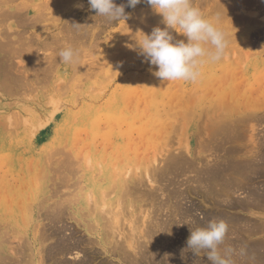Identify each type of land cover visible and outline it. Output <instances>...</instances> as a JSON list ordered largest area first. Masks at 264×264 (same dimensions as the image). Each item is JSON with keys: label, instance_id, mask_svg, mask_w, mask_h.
Segmentation results:
<instances>
[{"label": "rangeland", "instance_id": "rangeland-1", "mask_svg": "<svg viewBox=\"0 0 264 264\" xmlns=\"http://www.w3.org/2000/svg\"><path fill=\"white\" fill-rule=\"evenodd\" d=\"M13 1H11V2H13ZM249 1H250V3H249ZM11 2L0 4V10L2 9V14H3L4 10H5V14L7 15L10 13L13 14V12L15 10L21 9V10H24L23 14H25L24 16L26 18L22 17L21 19L19 18V20H18V17L15 15H12V17H11V15L10 16L7 15L9 17V19L6 21L7 23H5V22L2 23V26L0 24V29H1L0 32L5 33V34L2 33L3 36L8 34V36L11 37V42L16 43V44L19 42L17 45H21V48H22V43H24L23 47L26 48L28 46L27 44H31V42H33V40L35 42H33L31 45H34V43H36L37 45L35 44L34 47L35 46L39 47V48H37L38 50L36 49L37 53H35V55H37L36 57H38L37 63L35 62L36 60H33V58H30L27 56L28 54L27 55L25 54L27 56L25 58V60L27 62L23 61V60L22 61L20 60V62H19L20 58H16L15 60L17 62L14 60L15 64H14V68L12 69V73H15L13 75L14 76L17 75V76H19V78L21 76L24 80H29L32 78L29 81L36 82V83L38 81L37 80L38 75L41 73H44L43 74L44 80H42V81H45V82H43L42 84L39 85L40 89L38 88L36 91H34V90L30 91V95L28 94L29 93V91H28L27 93H23L26 95L22 94L19 96H16V95L15 96H6L5 99L3 98L2 101L0 100V170L3 169L2 171H0V234H1L0 235V242H1L0 243V258L5 257L6 259L5 258L4 259L7 260L5 262H11L15 258L18 259V257H16L18 254L15 255V258L13 256H14V253H17L18 249H20L19 246L23 244V246H26L28 248L30 247V249H32L31 250L32 252H30V249H29L28 253L33 254L34 263L35 264L39 263V261L41 260L40 253L41 252L43 253V251L40 252V250H42V249L44 250L45 247H47L50 243H52V241L48 240L45 243V246H43L44 243L42 244L40 238H38V236L40 234H43L42 232H45V231L48 232V230L50 229L51 224H50V221L47 218L46 214L50 213L53 210V207L58 202L62 203L65 201V199L67 200L68 198H72V200L74 202L77 201L76 204L74 205V209L75 210L79 209V211H81L83 213L84 211H82V208L80 207L81 206L80 200L82 198H84V195H85L87 190H86V186H85V183H84L82 177H84V175H86V174H89V175H93L94 177H96V179H100V182H102V180L105 179V177L106 178H112L116 174L117 171L123 172V170L125 169L124 165L126 163L120 162L119 161L120 159L117 155L114 156L113 159H111V160H114L113 161L114 165L116 164L115 165L116 166V168H115L116 172H115L114 167H112L114 170H112V168H110L109 163L111 160L108 159L107 154L110 155L113 151L117 150L118 152H120V151L122 152V150L126 151L128 148L127 154L134 156V158H135V156L138 157L137 154L141 153V154H139V157H138V158H140L141 162H143L144 160H146V162H148V161H150L149 158L152 159V157L155 156L156 158L161 160V161L158 160L157 161L158 163L163 162L160 164V166L165 164L167 161H169V159H171V157L173 158L175 156V154H176V156H178L179 154L180 155L185 154V156L184 155L183 156L186 157L191 163H194V165H193L194 167L200 168L201 166H206L205 169L207 167H209V169L214 168V167L216 169H218V167H220V164L222 165L221 161L226 160L227 136H229L231 138V144H229V150H231L233 152V159L235 158L236 141H238V139H240V137L243 133V127H244L245 122H246V121H243L244 116H247V118H248L247 124L245 126V130H246L245 139H247L248 144L250 146V149L254 148V150H258V146L261 143V138H263V136H264V134H263L264 133V123L262 124L259 121L260 115L264 113V66L262 63V62H264V8H263L264 7V0H260V1L259 0H257V1L256 0H253V1L252 0H242V1L241 0H192L193 6L197 7L201 11V14L203 15V17L205 19L211 20L213 23H216L217 26L219 28H221L227 34L228 47L226 49L225 55L223 56V58L220 61L209 62V64H212V67L214 68V70L220 71L219 74L223 71L229 72V79L228 80H230V81H235L236 79L239 80V82H236V85H238V83H239L238 92H237L239 94L238 103L231 106V109L236 108V112H237V108H239L238 109V111L240 112L239 113V119H236L235 111H232V113L234 112V114H231L232 116H227L225 114L224 119H225L226 123L228 124V127L225 129L224 134H221V133L219 134V131H215L214 128H212L211 130L207 129L208 124H211V122H212L211 125L213 127V123L214 122L218 123V121H219L218 120L219 118H217L219 116V113H218L219 110L217 111L218 114L217 113L213 114V110L215 111V110L219 109V108L215 109V107L218 106V103H217L218 99H215V101H213V103L210 104L211 99H213L212 97H215V95H216V93H215L216 91L214 92L213 89H211V87H213V86L208 82V79L205 78V76H207V78L209 76L208 72L206 71V66H208V67H210V66H209V64H206L207 62L201 65V73L202 74H201V77L199 78L198 81H196V82H191V81H179V82H177V81H175V83L177 84V85L175 84V86L179 87V89L177 87L175 88V86L173 85L174 81L173 82H166L165 81L166 82L165 83L164 81H160L161 79H159V78L157 79V77L155 75L153 76V73H150L151 68L154 69V71L158 70V69L156 68V66L150 65L149 62L145 61L144 56L139 54L140 50H139V47L137 46V40H138L137 38H139V39L142 38V37H140V35H143L142 32L150 35L154 28L160 27L161 29H163L166 27V25L163 24V22H162V20H163L162 15L154 13L152 8L148 4L143 2V0L140 4L136 5L135 8L127 6V0H122V1L121 0H116V1L114 0V3H116L117 6H120V5L125 6V13L127 14V17L124 19H121V20L114 21L113 24L111 23L109 25L105 22V19L102 16H100L101 19H99V16H97L95 10L90 9V5L88 4V0H16L13 3H11ZM62 2H64L65 6H69V8L71 7L70 12L65 11V12L59 13L60 9L58 7L59 6L58 3H62ZM19 5L22 7H18ZM77 5L79 8H80V6L82 8V10H81V8L80 9L78 8V14H77V19L78 18L80 19V21H79V19L77 20L78 21L77 23H79L78 29H77L78 30L77 34L82 30L80 32V34H78V35H81V37H82V40H81L82 43L80 42V46H77V48H76L77 49V51H76L77 56L76 57L78 58V56H80L81 53L82 54L78 58L79 60L77 58L75 59L76 60V61H74L75 64L74 63H73L74 65L72 64L73 67L71 66V63L70 64L62 63L60 61V59L58 61L53 60V62H52L51 59L53 58V56L58 55V53L60 52L61 49L64 48V46L74 44L73 41L71 42V40H70L72 38V34H70V35H69V33L66 34L67 31H65L66 29H64L63 27L67 28L68 24H65V23H67L68 18L66 20V17H68L74 10H77ZM34 6H37V7L34 8ZM6 10H8L9 12L8 11L6 12ZM40 10L43 11V13H45L46 18H44L42 21L41 20H35V23H34L35 26H33L34 25L33 24L34 19H37V17H38L37 15H39L37 13V11H40ZM57 12L59 13L60 16H59V18H54L52 13H57ZM92 14H93V16H92ZM78 15H80V16H78ZM87 17L90 20H88ZM14 18H16V19H14ZM27 18H28V20H31V21H28ZM217 18H219V19L217 20ZM86 19L88 22H85ZM93 19H94V21H93ZM96 20H97V22H96ZM16 21L19 23H17ZM37 21H38V23H37ZM62 21H64V22H62ZM91 21H93V23H91ZM99 22H101V24ZM80 23L81 24L83 23L86 25L82 24V26H81ZM89 23L93 25V26H91L92 28L91 27L87 28L88 26H90ZM26 24H29V25L26 26ZM63 24H65V25H63ZM87 24H88V26H87ZM20 25H22V26H20ZM145 25H148L150 28H148V26H145ZM9 26H10V28H9ZM30 26H31V28H30ZM79 26L81 27L80 30H79ZM60 27L62 29H59ZM137 27H139L138 33H141V34L136 33ZM83 28H84V30L86 29L87 31L86 30L84 31ZM121 28H123V29H121ZM128 28H129L130 32H128ZM143 28L144 29L146 28L145 29L146 32L143 30ZM2 29H4L5 31H2ZM100 30L102 33L100 32ZM169 31L171 32V34L174 37L173 42H177V40L178 41L183 40L184 38H185L184 41L186 40L185 42H187V37H185L183 34L177 33L173 29H169ZM7 32H9V33H7ZM59 32H62V34L56 35V33H59ZM98 32H99V34L100 33L101 34L99 35ZM126 32L128 34H126ZM82 33H83L84 37L86 36V38H84L82 36ZM131 33L133 34V36H134V34H137L138 36L135 35L136 37L135 36L132 37ZM49 34H52L51 38L49 37ZM53 34H55V36H53ZM65 34L68 36V38ZM126 35H129V36H126ZM40 36H41V38H39ZM58 36L61 38L59 40L63 41V42H60L62 45L59 44V40H58V42H57V40L55 42L53 41V38L55 39ZM94 37H97V38H94ZM22 38H26V39H22ZM45 38H47V39L49 38V40H47ZM125 38L127 40H125ZM50 39L59 47H57L54 44L52 46H47L48 45L47 42L49 43L51 41ZM86 39H87V41H86ZM95 39L98 41L96 42ZM17 40H18V42H16ZM68 40L70 41V44H68L69 43ZM43 41L45 44L43 43ZM123 41H125V42H123ZM126 41H135V42H129V44H128V42L126 43ZM66 42H67V44H66ZM132 43H134V45ZM43 44L44 45L47 44V45L45 47H42ZM49 44L51 45V42ZM94 44H96L95 47H94ZM97 45H98V47H97ZM124 45L127 48H125ZM130 45H132V46H130ZM92 46L97 51H94ZM46 47L47 48L50 47L51 49H46ZM60 47H62V48H60ZM78 47H79V49H78ZM81 47H82V49H81ZM25 48H24V50H25ZM90 48L92 49V51H94V54ZM39 49H42V50H39ZM43 49H46V50H43ZM55 49H57L58 51ZM29 50L30 49H28V47H27L25 52H27ZM122 50H124V51H122ZM128 50H129V52L127 53L126 51H128ZM55 51L57 52V54H55L56 53ZM83 51H85L84 55H83ZM39 52H41L42 54ZM45 53H47L49 55V57H51V58L48 57L46 59V57L48 55ZM88 53L90 54L89 56H87ZM116 53H118L117 56H115ZM92 54H93V57L91 56ZM45 55H47V56H45ZM39 56L41 57L40 59H39ZM44 56H45V58H44ZM84 56L86 57L85 59H84ZM27 58H29V59L27 60ZM44 59L47 62H45ZM93 59H94V62H93ZM259 59H260V61H259ZM31 60H33V61L30 65V63H28V62H31ZM48 60L51 61L50 65H49ZM83 60H85L83 62L84 64H85V62H87L86 65L88 64V67L82 63ZM78 61H80V64ZM107 61H109V62H107ZM43 62L46 63L45 66H44ZM95 62H96V64H95ZM16 63L18 64V66ZM27 63L30 65V67L32 66L31 71H33V72L30 71L29 65ZM38 63L40 65L43 63V66L42 65L39 66ZM55 63H57L56 64L57 66L55 65ZM81 63H82V65H81ZM34 64H35L36 69H39L42 67L41 68L42 70H40L41 73L38 74V72H37V75H36L37 70L35 69ZM47 64L49 67L46 66ZM15 65H16V67H15ZM20 65L21 66L23 65V67H21ZM93 65H95L96 67ZM75 66H77V67H75ZM26 67H28V68H26ZM91 67H93V68H91ZM48 68H50V69L48 70ZM83 68L85 69V71ZM145 68H146V70H145ZM52 69H53V71H52ZM152 69H151V71L153 72ZM22 70L23 71L25 70L27 73L29 70V73L24 74L26 72L22 73ZM45 70H47V71H45ZM74 70L76 73L75 75H73ZM140 70H142V71H140ZM51 72L53 73L52 75H51ZM82 72H87V73H82ZM34 73H35V75H34ZM48 73H50V74L48 75ZM92 73H93V75H92ZM87 75H89V76H87ZM45 76L47 78H50V79L49 80L47 79L48 80L47 81L45 79ZM73 76L74 77L76 76V77L74 78ZM151 76H153V77H151ZM72 78H73V82H71ZM83 78H85V79H83ZM69 79H71V80H69ZM82 79H83V81H82ZM68 81H70V82L67 83ZM61 82H62V84H61ZM66 83L68 84V90L64 89L65 91H62L64 87L67 88ZM63 84H64V86H63ZM77 84H78V86H77ZM156 84L159 87H163V88H161L162 90H160ZM159 84H161V85H159ZM165 84H167V85H165ZM169 84L172 85V87L170 86L171 90H168ZM229 84L232 85V84H234V82L229 83ZM54 86L56 88H54ZM62 86H63V88H62ZM173 86H174V88H173ZM75 87L76 88L80 87V89H75V90H77V91H75L74 90ZM166 87H167V89H166ZM58 88H60V89L62 88L61 91ZM41 89H43V90H41ZM149 89H151V90L149 91ZM176 89H178V91L181 90V91H179V93L181 92L180 94H182V96H180L178 94V91H176ZM154 90H156V91H154ZM138 91H140V92H138ZM174 91H176L177 93L175 92L176 93L175 94ZM193 91H194V93H193ZM62 92H64L65 94ZM162 92L164 93V97H163ZM183 93H184L185 98L183 96ZM207 93H209V95ZM27 94L29 96H32V97L29 99L28 98L29 96L26 97ZM196 94H198V95H196ZM0 95H4V93L0 91ZM149 95H150V98H146ZM205 95H207V96H205ZM140 97H141V99H140ZM177 97H179V98H177ZM193 97H194L195 101H194ZM206 97L209 99L208 101L204 100V98H206ZM145 99H146V101H145ZM178 99H181L179 102H181L182 100L184 102L187 101V104H189V106L187 104L185 105L183 102V104L181 105L182 108L184 106L183 110H181L182 109L181 107L176 108L177 107L176 102L178 101ZM189 99H191V101ZM201 99L204 101L201 105L202 109L201 108L197 109V107L200 106L198 104L201 103ZM126 100L128 102H126ZM140 100L143 101V102L141 101L142 104H140L141 102L140 103L138 102ZM54 101H56V102H54ZM172 101L175 102V105L170 104V102H172ZM129 102H133V104L129 103ZM127 103H128V105H127ZM137 103L140 104L141 108L140 107L138 108ZM191 103H192V105H191ZM215 103H217V105H214ZM10 104H13V105L10 106ZM147 104H148V106H147ZM155 104H157L158 106ZM168 105H169V107H171V108H169L171 110L168 109V107H167ZM143 106L145 107V109L147 106L148 110L147 109L145 110ZM186 106H188V109L190 108L192 110L189 109V111H187ZM117 107L119 108L118 110H117ZM158 108L161 109L159 112H158V110H159ZM205 108H206V111L212 110L211 111L212 113L210 111H208V113L209 112L211 113L212 119L210 118V116L208 117V115L210 113L209 114L204 113L205 116L207 114L208 115H207V117H205V119L202 118V117H204L203 111ZM127 109H130V110H127ZM168 110L170 111L169 114L173 113L174 115H169V114L165 115L164 113H162L163 111L166 113V112H168ZM12 111L14 113L16 111L17 113L13 114ZM143 111H144V113H143ZM177 111L180 114H181V111H182V113L183 112H185V113L189 112V113H186L188 115L187 117H185L186 114H184V113L182 115H180L178 113L175 116V113H177ZM220 111H221V109H220ZM145 112H146V114H145ZM177 115H179V116H177ZM212 115H215V116L212 117ZM6 116H9V118ZM159 116L160 117L166 116L164 119L165 120L167 119L165 122L169 121L170 126L167 124L169 128L165 127L166 123L164 121H161L163 118H160ZM171 116L173 117V119L171 118ZM16 117H18V119H19V117H21L20 118L21 120L20 119L18 120ZM177 117H178V119H177ZM184 117H185V119H184ZM22 118L24 119V121L22 120ZM110 118L113 120V127L114 128H111V126H110L111 125L109 123ZM181 118L183 120H181ZM6 119H7V121H4ZM216 119L218 121H215ZM204 120H205V122H203ZM236 120L238 121L237 124H239L240 127L237 130H235V132H233V134L231 135L232 129H229V127L232 125L237 126ZM170 121H172L171 124H170ZM174 121H176V122L173 126L172 123H174ZM16 122H17L18 126H17ZM21 122L24 125H21L22 124ZM133 122H134V124H133ZM163 122L165 123V125H163L164 124ZM3 124H5V125H3ZM7 124H8L9 129L7 127ZM25 124H27V125H25ZM157 124H159L160 126ZM204 124L207 126H204ZM156 125L158 127H156ZM142 126H143V128H142ZM161 126L163 127V129ZM172 126L175 127V130L173 129ZM234 126H233V128H234ZM5 127H6V130H5ZM13 127H14V131H13ZM122 127H123V129H122ZM154 127H156V129ZM164 127H165V130H170L171 132L164 131ZM204 127H206L205 130H204ZM10 128H12V129H10ZM171 128H172V130H171ZM132 129H136V130H133L135 132L138 131L137 129H139V131H138V133L136 132L134 134V132L131 131ZM150 129H152V130H150ZM159 129L164 131V132L161 131L162 133L166 132L165 134H163L164 136L162 135V138L168 137L167 141L165 138H163V140H162L161 136L158 135V133H160ZM213 129L215 132L213 131ZM82 130L84 133L82 132ZM158 130H159V132H158ZM16 132H17V134H16ZM75 133H76V136H75ZM130 133H132V134L130 135ZM141 133H142V136H141ZM227 133H229V134L227 135ZM136 134L138 135L139 138L140 137L142 138L146 134L145 135L146 140H144V137L142 138L143 139L142 142L144 141L143 142L144 147L142 146L143 143L140 141L141 138L140 139L138 138V140H137V138L134 137V136H137ZM237 134H239V135L237 136ZM124 135H126V136H124ZM151 136H153V137L151 138ZM157 136H159L160 138L159 137H158L159 139L156 138ZM124 137L127 140V142L124 139ZM132 137H134L136 139H133ZM237 137H239V138H237ZM95 138H97V140ZM111 138H112V140H111ZM102 139L105 140L104 142L106 144H107V142L110 143V146L109 145L105 146L106 144H104ZM94 140H95V143H94ZM99 140H102V141H99ZM65 141H66V143H65ZM76 141H78L79 143ZM110 141H113V142H110ZM168 141L170 142V145H169ZM72 142H73V144H72ZM99 142L102 143V145ZM166 142H168V143H166ZM96 143L98 144V146L96 145V147H95L94 144H96ZM130 143L131 144L134 143L133 146L131 145L132 147L130 146L131 149L129 148ZM84 144L88 145V147L84 146ZM203 144L205 145V147L203 146ZM65 145H67V146H65ZM73 145H77V146H73ZM99 145H101V146H99ZM149 145H150V148L151 147H153V148L149 149ZM155 145L157 147L156 152L154 149ZM111 146H112V150L110 149ZM74 147L75 148L77 147V148L75 149ZM82 147L87 148V149H85L83 152L82 149H84V148H82ZM103 147H105V148H103ZM139 147L142 149L138 151L137 149ZM146 148L148 149L146 154H148L150 152V150L153 153L150 152L148 155H146L145 154ZM59 149H61V151H58ZM107 149H109V151ZM106 150H107V153L105 154ZM80 151L82 152L81 153L82 156L79 155ZM96 151H97V153H96ZM103 151H105V152L102 153ZM137 151H138V153H137ZM66 152H71V153H68V155H66V156L69 158V155L72 154L71 155L72 157H70L69 159H71V160L75 159V160L74 161L73 160L72 161L67 160L68 158L65 157ZM52 153H54V156ZM55 153H56V155H55ZM142 154H144L145 156L144 155L142 156ZM170 154H171V157H169ZM149 155L150 156L152 155V157H148ZM105 156H106V159H104ZM78 157L83 158L81 162H80L81 159L80 158L78 159ZM85 157H88L90 163H88V161L85 162V159H86ZM147 157H148V159H146ZM163 157H165V158H163ZM166 157L169 159H167ZM88 159H86V160H88ZM166 159H167V161H165ZM46 160H47V164H49V165L46 164ZM62 160H63V162H62ZM104 160L106 161L105 163L103 162ZM116 160H117V162H116ZM48 161H49V163H48ZM68 161L72 162V164H73L72 168H75V169H72V170H74V173H73V177H72L73 180L70 183L71 186L65 187L64 183H62L60 181L65 179V177H66V176H64V175H66L65 173L68 172L71 175V172L67 171L66 164H61V163L68 162ZM73 162L74 163L76 162V163L74 164ZM119 162L122 164L120 165ZM29 163H31L30 166H29ZM85 163H88V165L86 164V166H85ZM98 163H100V164H98ZM97 164L100 165V167H101V169L99 171V172H101V170H102L101 173H98V170L100 167H98ZM129 164L132 166L135 164V161L132 160ZM2 165H4V166H2ZM91 165H93V167H92L93 169H91V168L88 169L89 167H91ZM29 167H31L30 169L32 171H30ZM59 167H60V169H59ZM86 167H88V168H86ZM132 167H134V166H132ZM132 167H131V169H132ZM43 168H44V171H42ZM52 171L54 173H51ZM40 172H41V174H40ZM118 172H117V174H118ZM37 173H38L37 176H39V177H36ZM52 174L55 176L58 175V177L56 178ZM96 174H100V175H96ZM101 174L104 175L105 177L101 176ZM187 175H189L187 177H189L190 179H193L194 176H196L195 172H193V173L190 172ZM52 176H53V178H52ZM50 177H51V179H50ZM30 178H31V180H30ZM35 178L39 181V183L37 180H35ZM38 178H40V179H38ZM54 178H56V179H54ZM32 179H33V181H32ZM183 179L184 178H182V180ZM54 180H55V182H54ZM224 180H225V177H224ZM64 181H66V180H64ZM31 182H33V183H31ZM77 182H78L77 185H72V183L76 184ZM209 182H210V179H209ZM217 182H220V181H217ZM80 183H81V185H80ZM56 184L57 185L59 184V186H56ZM62 185H64V188L62 187ZM216 185H218V184L216 183ZM56 187H58V188H56ZM79 187H81V188H79ZM220 187H221V184L219 183V188ZM53 189H55V190L58 189V190L55 191ZM52 192L53 193L56 192V193L53 194ZM58 192H59V194H57ZM28 193H29V195H28ZM215 194L216 193H213L214 197H213V195H211L212 199L211 198H210L211 200L208 199V201H206L207 203L204 202L206 205H204L203 202L201 203V198L198 197L197 195H194V194L190 195V199L188 201L191 202L192 200H194L195 203H197L198 205L201 206L200 208L203 207L202 209L203 210L205 209V213H206V211L207 212L209 211L210 213H214L215 214L214 216H216V217L213 219H216V220H219V218L223 217V215H221L222 212L225 213L224 218L226 217L227 211H228L227 214L228 213L232 214L234 212L237 214V211L235 210V208H233V206L229 207L226 205V199H225V196L223 194H222V196L224 198L220 197V195H218V194L215 196ZM54 195L57 197H55ZM27 197L29 198L28 200H27ZM33 198H34V200H33ZM59 199H60V201H59ZM214 199L218 200V201L215 202ZM220 199L222 202L220 201ZM10 200H11V202H10ZM46 201H48V202H46ZM215 204H216V206H214ZM218 204H219V206L221 204V206H220L221 208L218 206ZM18 206H20L21 211H20V209H18ZM144 206H143V208H145ZM40 208H41L42 213L40 212ZM80 208H81V210H80ZM208 208H209V210H208ZM217 208H218L217 211L220 210L218 212V213L221 212L220 214L217 213V211H216ZM30 209H32V210H30ZM46 209H47V211H46ZM74 209H69V211L67 213L70 215L72 214V216H76V213L73 212ZM147 209H150L153 212V209L149 208V206H146L145 210H147ZM202 209L197 212V216H199V218L203 217L202 216L203 215ZM145 210L143 209V212ZM212 211H214V212H212ZM6 212H7V214H6ZM139 212H136V213L139 214ZM146 213H145V215H146ZM4 214H6V216ZM217 214H218V216H217ZM40 215H41V217H40ZM152 215L154 216V213ZM31 218H32V220H31ZM45 218H46V220H45ZM23 219L25 220L26 224L23 223ZM47 219H48V221H47ZM67 223H64L65 225H67V228H72V226L74 228V226H75L77 228V230H79V235H82V236L88 238V234L83 229V223L78 225V223H76L75 220H68ZM22 224H24V225H22ZM35 224H36V226H35ZM42 224H43V227L46 228V230H44V228L42 227ZM44 224H46L49 228H47L46 225L44 226ZM140 224L142 225V222H140ZM19 227H21L22 229ZM34 227H36V228H34ZM41 227L43 230L40 229ZM231 227L234 228V226H231ZM33 229H34V231H33ZM35 229H37V230H35ZM241 229H242V227H239L238 228L239 232H238L234 228L233 232H231L232 234L228 235L230 238L233 237V239H235V241H233V239L231 240L229 237H227V239L224 240L223 244H221L219 246V250L221 251L222 254L226 253L228 250H231V252L229 253L230 259L234 262V258H235L236 264H245L246 259H247V258L245 259V257H246L247 253L242 254V252L243 251L245 252V250H247L246 248L248 246H250V245H247V243L245 241V237L248 236L247 233L242 232ZM3 230H4V232H3ZM16 231H17V234H16ZM35 232H36V235L34 237ZM4 233H7L9 235L4 234ZM177 233H179V232H177ZM233 234L236 236H234ZM13 235L15 236V238L17 240L14 238ZM239 235L241 237L245 236L244 239L242 238L243 240H241V237ZM23 236L26 237L25 238L26 240H24V238H22ZM2 237H4V238H2ZM5 237L7 239L9 237H11L8 239L10 241V243ZM18 238L19 239L22 238V240H18ZM173 238H174L175 242H178L177 234L174 235ZM4 239H6L8 241V243ZM12 239H13V242H12ZM23 240H24V242H23ZM27 240H28V242H27L28 244L26 243ZM227 240L230 242L232 241V243L234 242L233 244H236V245H233L231 243V245H230L231 249L230 248L228 249L227 246H229V245L228 244L225 245ZM2 241H4V242H2ZM16 241H17V243H19L18 241H22V242H20L19 246H18V244H16L17 249L14 247L15 246L14 243H16ZM8 245H9V249H8ZM39 245H41V246H39ZM23 246H20V247L23 248ZM250 247L252 248V246H250ZM255 247L257 250H260V249L262 250V251L261 250L256 251V253L258 255L255 256L257 259L260 257L258 259V261L260 260L259 262L261 264V261L264 260V257L260 255V252L261 253L264 252L263 251L264 248H262L261 246H258V244L253 245V248H255ZM38 248H39V250H38ZM243 248H245V249H243ZM14 249H16V250H14ZM9 251H12V252H9ZM11 253H13V254H11ZM262 254H264V253H262ZM79 255L80 254H78V256L71 254L68 257L71 259H74V257H79ZM241 255H243V256H241ZM196 256L198 258H201V256H203L202 257L203 260L206 257L205 260L209 261L205 252L204 253L200 252L199 256L198 255H196ZM257 256H259V257H257ZM255 257H253L254 261L251 262V264H256L257 259ZM39 258H40V260H39ZM111 259H113L112 261L115 263L118 262L117 259H114V258H111ZM238 259L240 260V263H239ZM0 261H2V259H0ZM241 261H243V262L241 263ZM248 261L249 260H247V262ZM235 262L233 264H235ZM50 263L51 262H49V261H45L44 264H50ZM207 263L209 264L211 262L209 261Z\"/></svg>", "mask_w": 264, "mask_h": 264}, {"label": "bare ground", "instance_id": "bare-ground-1", "mask_svg": "<svg viewBox=\"0 0 264 264\" xmlns=\"http://www.w3.org/2000/svg\"><path fill=\"white\" fill-rule=\"evenodd\" d=\"M11 1H13V0H0V4H3V3H10ZM14 1H16V0H14ZM13 1V2H14ZM116 1V0H115ZM122 1V0H121ZM242 1V0H241ZM253 1V0H252ZM257 1V0H256ZM260 1V0H259ZM13 2H11V3H13ZM121 3V2H120ZM243 3V2H242ZM246 3V2H245ZM248 3V2H247ZM249 3H250V1H249ZM59 4V13H62V12H70V8H69V6H65L64 5V2H62V3H58ZM116 4V3H115ZM254 4V3H253ZM25 5V4H24ZM44 5V4H43ZM47 5V4H46ZM119 5V4H118ZM235 5V4H234ZM247 5V4H246ZM249 5V4H248ZM17 6V5H16ZM48 6V5H47ZM51 6V5H50ZM57 6V5H56ZM18 7H22V6H18ZM37 6H34V8H36ZM75 7V6H74ZM44 8V7H43ZM56 8V7H55ZM78 5H77V10H74L68 17H66V20H67V18H68V20H67V23H65V24H68L67 25V28H65V27H63L64 29H66L65 31H67L66 32V34L67 33H69V35L70 34H72V38L70 39L71 40V42L73 41V43L74 44H70V41H69V43L68 44H70V45H68V46H70V47H72L75 51H77V46H80V42H81V40H82V37H81V35H78V34H80V32L82 31H80L78 34H77V29H78V25H79V23H77L78 21V19H77V14H78ZM80 8H81V6H80ZM79 8V9H80ZM264 8V7H263ZM17 9V8H16ZM44 10V9H43ZM81 10H82V8H81ZM1 12H0V24H1V26H2V23H7L6 21L9 19V17L7 16V15H11V17H12V15H15V16H17L18 17V20H19V18L21 19L22 17H25L24 15L25 14H23V11L24 10H15L14 12H13V14H5V10L3 11V14H2V9L0 10ZM8 10H6V12H7ZM26 11V10H25ZM9 12V11H8ZM81 12V11H80ZM37 13L39 14V15H37L36 17H37V19H34V22H33V24L35 23V20H43L44 18H46V16H45V13H43V11H37ZM59 13L57 12V13H52L53 14V16H54V18H59ZM97 14V13H96ZM95 15V14H94ZM78 16H80V15H78ZM92 16H93V14H92ZM14 17V16H13ZM16 17V18H17ZM97 17V16H96ZM95 17V18H96ZM16 18H14V19H16ZM26 18V17H25ZM88 18V17H87ZM98 18V17H97ZM104 19H105V22L109 25V24H113V22L114 21H110V20H108L107 18H105V17H103ZM32 19V18H31ZM99 19H101L100 18V16H99ZM24 20V19H23ZM27 20H28V18H27ZM65 20V19H64ZM88 20H90L89 18H88ZM28 21H31V20H28ZM57 21V20H56ZM79 21H80V19H79ZM93 21H94V19H93ZM93 21H91V23H93ZM102 21V20H101ZM144 21V20H143ZM17 22V21H16ZM62 22H64V21H62ZM83 22V21H82ZM85 22H88L87 21V19H86V21ZM90 22V21H89ZM96 22H97V20H96ZM103 22V21H102ZM17 23H19V22H17ZM37 23H38V21H37ZM100 24H101V22H99ZM24 24V23H23ZM65 24H63V25H65ZM81 24V23H80ZM83 24V23H82ZM82 24H81V26H82ZM90 24V23H89ZM95 24V23H94ZM105 24V23H104ZM106 24V25H107ZM27 25H29V24H26V26ZM74 25H76V26H74ZM83 25H86V24H83ZM96 25V24H95ZM105 25V26H106ZM20 26H22V25H20ZM19 26V27H20ZM33 26H35V24L33 25ZM87 26H88V24H87ZM86 26V27H87ZM91 26H93L92 24H90V26H88L87 28H89V27H91ZM99 26V25H98ZM114 26V25H113ZM145 26H148V25H145ZM85 27V26H84ZM97 27V26H96ZM110 27V26H109ZM127 27V26H126ZM144 27V26H143ZM223 27V26H222ZM9 28H10V26H9ZM23 28V27H22ZM30 28H31V26H30ZM92 28V27H91ZM95 28V27H94ZM148 28H150L149 26H148ZM24 29V28H23ZM59 29H62L61 27L59 28ZM81 29V27L79 26V30ZM121 29H123V28H121ZM127 29V28H126ZM142 29V28H141ZM146 29V28H145ZM145 29L143 28V30L145 31ZM225 29V28H224ZM1 30V29H0ZM7 30V29H6ZM25 30V29H24ZM83 30H84V28H83ZM86 30V29H85ZM84 30V31H85ZM137 30V31H136ZM135 31H136V33H138L139 32V27H137V29H136ZM2 31H5L4 29H2ZM27 31V30H26ZM60 31V30H59ZM62 31V30H61ZM87 31V30H86ZM122 31V30H121ZM126 31V30H125ZM124 31V32H125ZM90 32V31H89ZM100 32H101V30H100ZM104 32V31H103ZM128 32H130V30H129V28H128ZM132 32V31H131ZM142 32V31H141ZM146 32V31H145ZM3 34H5L4 32H2ZM2 33L0 32V91L1 92H3L4 93V95H0V100L2 101L3 100V98L5 99L6 98V96H19V95H22L23 93H27L28 91H29V95H30V91H36L38 88H39V85L40 84H42L43 82H45V81H42V80H44V73H41V71L40 70H42L41 68H39V69H36V67H35V64H34V67H35V69L37 70L36 71V75H37V72H38V74L39 73H41V74H39L38 75V81H37V83L36 82H32V81H29V80H31V79H29V80H24L21 76H20V78H19V76H17V75H13V74H15V73H12V69L14 68V60L16 59V58H20L19 59V62H20V60L22 61H26L25 60V58L28 56V57H30V58H33V60H36L35 62L37 63V58L38 57H36L37 55H35V53H37V51H36V49L37 48H39V47H37V46H35L34 47V45L36 44V43H34V45H31L33 42H35L34 40H33V42H31V44H27L28 46V49H30L29 51H27V52H25V50H26V48L25 47H23L24 45V43H22V48H21V45H17L19 42H18V40L16 41V42H18L17 44L16 43H13V42H11V37L10 36H8V34H6L5 36H3L2 35ZM7 33H9V32H7ZM55 33V32H54ZM65 33V32H64ZM63 33V34H64ZM85 33V32H84ZM102 33V32H101ZM100 33V34H101ZM121 33V32H120ZM123 33V32H122ZM144 33V32H143ZM60 35V34H62V32H59V33H56V35ZM65 34V35H66ZM98 34H99V32H98ZM97 34V35H98ZM99 34V35H100ZM125 34V33H124ZM126 34H128L127 32H126ZM130 34V33H129ZM132 34V33H131ZM138 34H141V33H138ZM52 34H49V37L51 38L52 36H51ZM64 35V36H65ZM91 35V34H90ZM98 35V36H99ZM135 35H137V34H134V36ZM38 36V35H37ZM53 36H55V34H53ZM67 36V35H66ZM82 36H83V33H82ZM88 36V35H87ZM97 36V37H98ZM126 36H129V35H126ZM125 36V37H126ZM133 36V34H132V37H134ZM138 36V35H137ZM143 35H140V37H142ZM18 37V36H17ZM48 37V36H47ZM84 37V36H83ZM97 37H94V38H97ZM100 37V36H99ZM131 37V36H130ZM136 37V36H135ZM27 38V37H26ZM26 38H22V39H26ZM32 38V37H31ZM35 38V37H34ZM37 38V37H36ZM39 38H41V36L39 37ZM65 38V37H64ZM67 38H68V36H67ZM70 38V37H69ZM84 38H86V36L84 37ZM127 38V37H126ZM125 38V40H127ZM21 39V38H20ZM38 39V38H37ZM45 39H47V38H45ZM59 39H61L59 36L57 37V38H53V41L55 42L56 40H57V42H58V40ZM88 39V38H87ZM87 39H86V41H87ZM137 39H139V38H137ZM185 39V38H184ZM183 39V40H184ZM47 40H49V38L47 39ZM51 40V39H50ZM96 40V39H95ZM20 41V40H19ZM22 41V40H21ZM37 41V40H36ZM46 41V40H45ZM52 40L50 41L51 42V45L47 42V46H52L53 44L54 45H56L54 42H53ZM67 41V40H66ZM85 41V42H86ZM98 40H96V42H97ZM178 41V40H177ZM186 41V40H185ZM30 42V41H29ZM53 42V43H52ZM56 42V43H57ZM60 42H63V41H60L59 40V44H61ZM94 42V41H93ZM95 42V43H96ZM123 42H125V41H123ZM128 42V44H129V42H135V41H126V43ZM21 43V42H20ZM43 43H44V41H43ZM82 43V42H81ZM84 43V42H83ZM100 43V42H99ZM41 44V43H40ZM45 44V43H44ZM43 44V46L42 47H45L46 45H44ZM65 44V43H64ZM66 44H67V42H66ZM98 44V43H97ZM127 44V45H128ZM133 45H134V43H132ZM37 45V44H36ZM62 45V44H61ZM60 45V46H61ZM85 45V44H84ZM95 45L96 44H94V47H95ZM57 47H59L58 45H56ZM68 46H64V48L65 47H68ZM82 46V45H81ZM125 46V45H124ZM130 46H132V45H130ZM54 47V46H53ZM63 47V46H62ZM62 47H60V48H62ZM93 47V46H92ZM91 47V48H92ZM94 47H93V50L94 51H97V50H95L94 49ZM97 47H98V45H97ZM123 47V46H122ZM24 48H25V50H24ZM90 48V49H91ZM125 48H127L126 46H125ZM46 49H51L50 47L49 48H47L46 47ZM46 49H43V50H46ZM78 49H79V47H78ZM81 49H82V47H81ZM97 49V48H96ZM38 50V49H37ZM39 50H42V49H39ZM55 50H57V49H55ZM121 50V49H120ZM126 50V49H125ZM131 50V49H130ZM58 51V50H57ZM90 51V50H89ZM91 51H92V49H91ZM94 51H92L93 52V54H94ZM122 51H124V50H122ZM121 51V52H122ZM135 51V50H134ZM46 52V51H45ZM48 52V51H47ZM56 52V51H55ZM54 52V53H55ZM79 52V51H78ZM84 52L85 51H83V55H84ZM127 53L129 52V50L128 51H126ZM131 52V51H130ZM39 53H41V52H39ZM53 53V54H54ZM80 53V52H79ZM91 53V52H90ZM119 53V52H118ZM118 53H116V55L115 56H117V54ZM27 56H26V55ZM42 54V53H41ZM45 54H47V53H45ZM55 54H57V52L55 53ZM82 54V53H81ZM81 54H80V56H81ZM93 54L91 55L92 57H93ZM130 54V53H129ZM48 55V54H47ZM47 55H45V56H47ZM90 54L88 53V55L87 56H89ZM45 56H44V58H45ZM51 56V55H50ZM80 56H78V58L80 57ZM86 56V55H85ZM84 56V59L87 57H85ZM114 56V57H115ZM43 57V56H42ZM49 57V55L46 57V59ZM41 57L39 56V59H40ZM49 58H51V57H49ZM77 58V57H76ZM77 58V59H78ZM83 58V57H82ZM29 58H27V60H28ZM60 58H59V55H55V56H53V58L51 59L52 60V62H53V60H55V61H58ZM33 60H31V62H28V63H30V65H31V63H32V61ZM42 60V59H41ZM40 60V61H41ZM45 60V59H44ZM79 60V59H78ZM122 60V59H121ZM16 61V60H15ZM30 61V60H29ZM49 61V65L51 64V61L50 60H48ZM76 61V60H75ZM85 60H83L82 61V63L84 62ZM96 61V60H95ZM106 61V60H105ZM110 61V60H109ZM109 61H107V62H109ZM112 61V60H111ZM17 62V61H16ZM27 62V61H26ZM45 62H47L46 60H45ZM79 62V64H80V61H78ZM92 62V61H91ZM93 62H94V59H93ZM98 62V61H97ZM104 62V61H103ZM27 63V64H28ZM44 63V62H43ZM43 63L41 64L42 66H43ZM74 64H75V62H73ZM73 63H71V66L73 67ZM77 63V62H76ZM82 63H81V65H82ZM86 63L87 62H85V66H87L88 67V64L86 65ZM121 63V62H120ZM17 64V63H16ZM22 64V63H21ZM26 64V63H25ZM39 64V63H38ZM45 64L46 63H44V66H45ZM57 63H55V65H56ZM73 64V65H72ZM91 64V63H90ZM89 64V65H90ZM94 64V63H93ZM95 64H96V62H95ZM206 64H209V62H207ZM29 65V64H28ZM27 65V66H28ZM30 65H29V68H30V71H31V68H32V66L30 67ZM40 64H39V66H41ZM53 65V64H52ZM83 65V66H84ZM101 65V64H100ZM17 66H18V64H17ZM21 66V65H20ZM46 66H48V64L46 65ZM57 66V65H56ZM93 66H95V65H93ZM99 66V65H98ZM209 66L210 67H208V66H206V71L208 72V78H207V76H205V78L206 79H208V82L213 86V87H211V89H213V91L216 93V95H215V97H212L213 99H211V102H210V104H212L213 103V101H215V99H218V106H214L215 107V109H217V108H219V109H217V110H213V114H215V113H217V111H218V113H219V116L217 117V118H219L218 120L216 119L215 121H218V123L217 122H214L213 123V127H212V122H211V124H208V126L207 125H205L204 124V126H207V129H212V128H214L215 129V131H219V134L221 133V134H224V132H225V129L228 127V124L226 123V121H225V119H224V115L226 114L227 116H232L231 114H234V112L232 113V111H235V116H236V119H239V111H238V109L239 108H237V112H236V108H232L231 109V106L232 105H234V104H236V103H238V97H239V94L237 93L238 92V85H239V83H238V85H236V82H239V80H235V81H230V80H228L229 79V72H226V71H223V72H221L220 74H219V72L220 71H216V70H214V68L212 67V64H209ZM15 67H16V65H15ZM21 67H23V65L21 66ZM33 67V68H34ZM49 67V66H48ZM52 67V66H51ZM55 67V66H54ZM75 67H77V66H75ZM81 67V66H80ZM86 67V68H87ZM96 67V66H95ZM94 67V68H95ZM100 67V66H99ZM102 67V66H101ZM104 67V66H103ZM18 68V67H17ZM26 68H28V67H26ZM25 68V69H26ZM45 68V67H44ZM79 68V67H78ZM77 68V69H78ZM85 68V67H84ZM83 68V69H84ZM91 68H93V67H91ZM212 68V69H211ZM47 69V68H46ZM50 68H48V70H49ZM96 69V68H95ZM150 69V68H149ZM152 69V68H151ZM151 69H150V73H153L154 72V69H152L153 70V72L151 71ZM33 70V69H32ZM94 70V69H93ZM97 70V69H96ZM101 70V69H100ZM145 70H146V68H145ZM19 71V70H18ZM45 71H47V70H45ZM44 71V72H45ZM52 71H53V69H52ZM84 71H85V69H84ZM140 71H142V70H140ZM156 71V70H155ZM14 72V71H13ZM24 72H26L25 70L23 71L22 70V73H24ZM31 72H33V71H31ZM30 72V73H31ZM74 73H73V75H75L76 73H75V70L73 71ZM18 73V72H17ZM20 73V72H19ZM28 73H29V70H28ZM27 72L26 73H24V74H28ZM46 73V72H45ZM82 73H87V72H82ZM101 73V72H100ZM99 73V74H100ZM50 73H48V75H49ZM53 73L51 72V75H52ZM237 74V73H236ZM20 75V74H19ZM23 75V74H22ZM34 75H35V73H34ZM46 75V74H45ZM47 75V76H48ZM82 75V74H81ZM84 75V74H83ZM86 75V74H85ZM92 75H93V73H92ZM25 76V75H24ZM28 76V75H27ZM26 76V77H27ZM31 76V75H30ZM29 76V77H30ZM87 76H89V75H87ZM153 76H154V74H153ZM153 76H151V77H153ZM237 76V75H236ZM74 77V76H73ZM76 77V76H75ZM74 77V78H75ZM89 78V77H88ZM155 78V77H154ZM36 79V78H35ZM45 79L47 80H49L50 78H47L46 76H45ZM83 79H85V78H83ZM83 79H82V81H83ZM153 79V78H152ZM158 79V78H157ZM47 80V81H48ZM69 80H71V79H69ZM46 81V82H47ZM75 81V80H74ZM147 81V80H146ZM159 81V80H158ZM160 81H162V80H160ZM70 81H68L67 83H69ZM71 82H73V78H72V81ZM165 82V81H164ZM163 82V83H164ZM167 82V81H166ZM165 82V83H166ZM177 82H179V81H177ZM232 82H234V84H232V85H230L229 83H232ZM66 83V84H67ZM159 83V82H158ZM48 84V83H47ZM61 84H62V82H61ZM65 84V85H66ZM155 84V83H154ZM175 81H174V86H175ZM180 84V83H179ZM60 85V84H59ZM70 85V84H69ZM83 85V84H82ZM81 85V86H82ZM157 85V84H156ZM159 85H161V84H159ZM163 85V84H162ZM165 85H167V84H165ZM177 85V84H176ZM197 85V84H196ZM195 85V86H196ZM63 86H64V84H63ZM63 86H62V88H63ZM67 86V88L66 87H64L63 88V90L62 91H65L64 89H66V90H68V84L66 85ZM77 86H78V84H77ZM80 86V85H79ZM158 86V85H157ZM156 86V87H157ZM170 86L172 87V85H170L169 84V88H168V90H171L170 89ZM174 86H173V88H174ZM194 86V87H195ZM58 87V86H57ZM60 87V86H59ZM165 87V86H164ZM177 86H175V88H176ZM181 87V86H180ZM193 87V86H192ZM54 88H56L55 86H54ZM61 88V89H62ZM158 88L160 89V90H162L161 88H163V87H159L158 86ZM172 88V89H173ZM178 89H179V87H177ZM40 89V88H39ZM60 91H61V89L60 88H58ZM75 89H80V87H75L74 88V90ZM157 89V88H156ZM166 89H167V87H166ZM178 89H176V91H178ZM41 90H43V89H41ZM151 89H149V91H150ZM23 91V92H22ZM56 91V90H55ZM75 91H77V90H75ZM154 91H156V90H154ZM176 91H174V93L176 92ZM179 91H181V90H179ZM179 91H178V94L180 95V96H182V94H180L179 93ZM201 91V90H200ZM138 92H140V91H138ZM137 92V93H138ZM202 92V91H201ZM33 93V92H32ZM35 93V92H34ZM62 93H64V92H62ZM177 93V92H176ZM175 93V94H176ZM188 93V92H187ZM193 93H194V91H193ZM197 93V92H196ZM27 94V96L26 97H28L29 95ZM65 94V93H64ZM156 94V93H155ZM162 94H163V97H164V93L162 92ZM199 94V93H198ZM198 94H196V95H198ZM208 95H209V93H207ZM23 95H26V94H23ZM136 95V94H135ZM200 95V94H199ZM202 95V94H201ZM137 96V95H136ZM139 96V95H138ZM141 96V95H140ZM154 96V95H153ZM174 96V95H173ZM183 96H184V93H183ZM205 96H207V95H205ZM32 96H29L28 98L30 99ZM142 97V96H141ZM141 97H140V99H141ZM175 97V96H174ZM218 97V98H217ZM130 98V97H129ZM133 98V97H132ZM146 98H150V95L149 96H147ZM177 98H179V97H177ZM184 98H185V96H184ZM191 98V97H190ZM207 98V97H206ZM204 98V100L205 101H208L209 99L207 98ZM27 99V98H26ZM135 99V98H134ZM143 99V98H142ZM159 99V98H158ZM162 99V98H161ZM182 99V98H181ZM181 99H178V101L176 102V108H182V104H183V100L181 101V102H179ZM193 99H194V97H193ZM131 100V99H130ZM133 100V99H132ZM139 100V99H138ZM190 101H191V99H189ZM58 101V100H57ZM142 100H140V101H138L139 103L141 102ZM145 101H146V99H145ZM194 101H195V99H194ZM54 102H56V101H54ZM126 102H128L127 100H126ZM143 102V101H142ZM142 102L140 103V104H142ZM193 102V101H192ZM204 101L201 99V103H199L198 105H200V106H198L197 107V109L199 108H201L202 109V103H203ZM129 103H132L133 104V102H129ZM148 103V102H147ZM155 103V102H154ZM190 103V102H189ZM217 103H215L214 105H217ZM14 104V103H13ZM13 104H10V106H12ZM50 104V103H49ZM52 104V103H51ZM131 104V105H132ZM140 104H138L137 103V105H138V108L140 107ZM146 104V103H145ZM170 104H172V105H175V102L174 101H172V102H170ZM184 104L186 105L187 104V101L186 102H184ZM127 105H128V103H127ZM155 105H157V104H155ZM188 106H189V104H187ZM191 105H192V103H191ZM190 105V106H191ZM9 106V107H10ZM54 106V105H53ZM147 106H148V104H147ZM147 106H146V109L148 110V108H147ZM158 106V105H157ZM161 106V105H160ZM188 106H186L187 107V111H189V109H188ZM144 107V106H143ZM168 107V109L169 108H171V107H169V105L167 106ZM77 108V107H76ZM75 108V109H76ZM127 108V107H126ZM129 108V107H128ZM141 108V107H140ZM119 108L117 107V110H118ZM144 109H145V107H144ZM145 109V110H146ZM159 109V108H158ZM184 109V106H183V108L181 109V110H183ZM213 109V108H212ZM220 109H221V111H220ZM127 110H130V109H127ZM161 109H159L158 110V112L160 111ZM169 110H171V109H169ZM168 110V112H162V113H164L165 115H167V114H169V111ZM176 110V109H175ZM190 110H192V109H190ZM208 110V109H207ZM185 111V110H184ZM208 111H210V110H208ZM208 111H206V108L204 109V111H203V114L205 113H208ZM212 111V110H211ZM210 111V112H211ZM13 112V111H12ZM11 112V113H12ZM139 112V111H138ZM209 112V113H210ZM17 112L15 111V113L13 112V114H16ZM143 113H144V111H143ZM150 113V112H149ZM179 112L177 111V113H175V116H176V114H178ZM184 114H186V113H189V112H183ZM182 113V111H181V114L180 115H182L183 114ZM208 113V114H209ZM212 113V112H211ZM211 113L208 115V117L210 116V118H211ZM217 113V114H218ZM19 114V113H18ZM17 114V115H18ZM145 114H146V112H145ZM151 114V113H150ZM163 114V115H164ZM205 114H204V117H202V118H204L205 119V117H207V115L205 116ZM159 115V114H158ZM169 115H174L173 113H170ZM168 115V116H169ZM192 115V114H191ZM10 116V115H9ZM9 116H6V117H8L9 118ZM14 116V115H13ZM177 116H179V115H177ZM188 115L186 114V116L185 117H187ZM213 116H215V115H212V117ZM160 117V116H159ZM166 116H163V117H160V118H165ZM181 117V116H180ZM179 117V118H180ZM185 117H184V119H185ZM7 118V119H8ZM17 119H18V117H16ZM21 117H19V119H20ZM27 118V117H26ZM171 118L173 119V117L171 116ZM176 118V117H175ZM201 118V119H202ZM209 118V119H210ZM7 119L6 120H4V121H7ZM18 119V120H19ZM144 119V118H143ZM161 120V121H166L165 119L164 120ZM177 119H178V117H177ZM207 119V118H206ZM212 119V118H211ZM210 119V120H211ZM10 120V119H9ZM16 120V119H15ZM21 120V119H20ZM22 120L24 121V119L22 118ZM181 120H183L182 118H181ZM14 121V120H13ZM156 121V120H155ZM177 121V120H176ZM176 121H174V123H172V125L174 126V124H175V122ZM179 121V120H178ZM213 121V120H212ZM18 122V121H17ZM17 122H16V124H17ZM26 122V121H25ZM163 122V123H164ZM171 122L172 121H170V124H171ZM203 122H205V120L203 121ZM3 123V122H2ZM10 123V122H9ZM13 123V122H12ZM22 123V122H21ZM109 123L111 124L110 126H111V128H114L113 127V120L110 118L109 119ZM137 123V122H136ZM161 123V122H160ZM166 123V125L168 124L169 125V121L168 122H165ZM165 123L163 124V125H165ZM200 123V122H199ZM238 123V121L236 120V124ZM6 124V123H5ZM5 124H3V125H5ZM14 124V123H13ZM133 124H134V122H133ZM2 125V124H1ZM10 125V124H9ZM21 125H24L23 123L21 124ZM25 125H27V124H25ZM101 125V124H100ZM104 125V124H103ZM115 125V124H114ZM157 125H159V124H157ZM156 125V127H158ZM162 125V124H161ZM162 125V126H163ZM165 125V127L167 128L168 127V125L166 126ZM211 125V126H210ZM11 126V125H10ZM13 126V125H12ZM17 126H18V124H17ZM116 126V125H115ZM160 126V125H159ZM161 126V127H162ZM170 126V125H169ZM172 126V127H173ZM230 126V125H229ZM233 126L234 125H232V126H230L229 127V129H232L231 130V135L233 134V132H235V130H237L238 129V127L237 126H234V128H233ZM7 127H8V124H7ZM126 127V126H125ZM124 127V128H125ZM129 127V126H128ZM156 127H154L155 129H156ZM165 127H164V131H169V132H171L170 130H165ZM18 128V127H17ZM102 128V127H101ZM142 128H143V126H142ZM141 128V129H142ZM152 128V127H151ZM169 128V127H168ZM205 128L206 127H204V130H205ZM8 129H9V127H8ZM10 129H12V128H10ZM116 129V128H115ZM122 129H123V127H122ZM129 129V128H128ZM162 129H163V127H162ZM173 129L175 130V127H173ZM214 129H213V131H214ZM5 130H6V127H5ZM33 130V129H32ZM35 130V129H34ZM117 130V129H116ZM133 130H136V129H132L131 131H133ZM138 131H139V129H137ZM150 130H152V129H150ZM160 130V133H158V135L159 136H161V139L163 140V138H165V137H163L162 138V135L163 134H165V133H162V132H164V131H162L161 129H159ZM159 130H158V132H159ZM171 130H172V128H171ZM173 130V131H174ZM13 131H14V127H13ZM36 131V130H35ZM113 131V130H112ZM138 131H136L137 133H138ZM149 131V130H148ZM162 131V132H161ZM214 131V132H215ZM82 132H83V130H82ZM134 132V134L136 133L135 131H133ZM132 132V133H133ZM81 133V132H80ZM84 133V132H83ZM132 133H130V135L132 134ZM146 133V132H145ZM16 134H17V132H16ZM82 134V133H81ZM171 134V133H170ZM78 135V134H77ZM85 135V134H84ZM129 135V136H130ZM137 135V134H136ZM144 135V134H143ZM146 135V134H145ZM145 135L143 136L144 137V140H146L145 139ZM153 135V134H152ZM75 136H76V133H75ZM80 136V135H79ZM124 136H126V135H124ZM128 136V135H127ZM141 136H142V133H141ZM159 136H157L156 138H158ZM164 136V135H163ZM74 137V136H73ZM102 137V136H101ZM134 137H136L137 138V140H138V135L137 136H134ZM134 137H132L133 139H136V138H134ZM142 137V138H143ZM153 136H151V138H152ZM167 137V136H166ZM131 138V137H130ZM141 138V137H140ZM139 138V139H140ZM140 139V141L142 142V140L143 139ZM160 138V137H159ZM158 138V139H159ZM168 138V137H167ZM167 138H165L166 139V141H167ZM85 139V138H84ZM96 140H97V138H95ZM110 139V138H109ZM124 139H125V137H124ZM123 139V140H124ZM128 139V138H127ZM160 139V140H161ZM75 140V139H74ZM73 140V141H74ZM103 140V139H102ZM102 140H99V141H102ZM111 140H112V138H111ZM126 140V139H125ZM161 140V141H162ZM79 141V140H78ZM78 141H76V142H78ZM105 140H103V142H104ZM136 141V140H135ZM75 142V143H76ZM110 142H113V141H110ZM126 142H127V140H126ZM144 142V141H143ZM142 142V143H143ZM164 142V141H163ZM169 142V141H168ZM168 142H166V143H168ZM206 142V141H205ZM65 143H66V141H65ZM79 143V142H78ZM94 143H95V140H94ZM100 143V142H99ZM155 143V142H154ZM72 144H73V142H72ZM87 144V143H86ZM101 145H102V143H100ZM104 144H106L105 142H104ZM103 144V145H104ZM127 144V143H126ZM129 144V143H128ZM134 144V143H133ZM133 144H131L130 143V145H129V148H130V146L132 145L133 146ZM206 144V143H205ZM95 145V147H96V145L98 146V144L96 143V144H94ZM101 145H99V146H101ZM110 146V143H108L107 142V144L105 145V146ZM137 145V144H136ZM169 145H170V142H169ZM207 145V144H206ZM65 146H67V145H65ZM73 146H77V145H73ZM84 146H86V147H88V145H85L84 144ZM131 146V147H132ZM143 147H144V143H143V145H142ZM141 146V147H142ZM154 146V145H153ZM203 146L205 147V145L203 144ZM137 147V146H136ZM75 148V147H74ZM73 148V149H74ZM77 148V147H76ZM75 148V149H76ZM82 148H84V147H82ZM100 148V147H99ZM103 148H105V147H103ZM110 148V147H109ZM151 148H153V147H151ZM150 148V145H149V149H151ZM156 145H155V152H156ZM85 149H87V148H84V149H82L83 150V152H84V150ZM111 150H112V146H111V148H110ZM131 149V148H130ZM142 148H138L137 150L139 151V150H141ZM81 150V151H82ZM105 150V149H104ZM108 151H109V149H107ZM107 150H106V152L105 151H103L102 153H104L105 152V154L107 153ZM127 150H128V148H127ZM123 151L122 150V152L120 151V152H118L117 150L116 151H113L110 155L109 154H107V157H108V159L109 160H111V159H113V157L114 156H118L119 157V161L120 162H125L126 164L124 165V167H125V169L123 170V172H118V174H117V172H116V164L114 165V160H111L110 161V163H109V165H110V168H112V167H114V169H115V172H116V174L112 177V178H106L104 175H102L101 174V176H103V177H105V179H103L102 180V182H100V179H96V177H94L93 175H89V174H86V175H84V177H82L83 178V181H84V183H85V186H86V193H85V195H84V198H82L81 200H80V207L82 208V211H84L83 213L81 212V211H79V209L78 210H75L74 209V205L76 204V202H74L73 200H72V198H68L67 200L65 199V201L64 202H58L54 207H53V210L50 212V213H47L46 214V216H47V218L49 219V221H50V224H51V226H50V229L48 230V232H42L43 234H40L39 236H38V238H40V240H41V242H42V244L44 243V245L43 246H45V243L48 241V240H50V241H52V243H50L47 247H45L44 248V250L42 249V250H40V252L41 251H43V253L41 252H39L40 253V258H41V260H40V258H39V263L38 264H44L45 263V261H49V262H51L50 264H208L207 262H209V261H206L205 260V258H204V260H203V256H201V258H198L196 255H195V253L192 251V250H190V249H188L187 248V240H188V238H189V236H190V234H191V231H190V229L191 228H193L194 230L196 229V228H199V227H205V226H207V224H208V222L210 221V220H213V218H215L216 216H214L215 214L214 213H210L209 211L207 212L206 211V213H205V209L203 210L202 208H200L201 206L200 205H198L197 203H195L194 202V200H192L191 202L190 201H188L189 199H190V195L191 194H194V195H197L198 197H200L201 198V203L203 202V204L204 205H206L204 202H206V201H208V199H212V196L211 195H213V193H216L215 194V196L218 194V195H220V197H222V198H224L223 196H222V194L224 195V189H225V183L226 182H228L229 181V179H228V177H225V176H227L228 174H226L225 175V170H229V169H231V168H229V164H228V167H226L227 169H225V166H224V168H223V166L220 164V167H218V169H216L215 167L214 168H211V169H209V167H207L206 169H205V167L206 166H201L200 168H197V167H194L193 165H194V163H191L186 157H184L185 156V154H182V155H178V156H176V154H175V156L172 158L171 157V154H170V156L169 157H171V159H169V158H167V159H169V161H167V159L165 160V161H167L165 164H163V165H161L160 166V164L161 163H163V162H157L158 160H160V159H158V158H156L155 156L154 157H152V155L150 156H148V157H152V159H150L149 158V160L150 161H148V162H146V160H144L143 162H141V160H140V158H138L139 157V154H141V153H139V154H137L138 155V157L137 156H135V158H134V156H132V155H129V154H127V152L128 151ZM58 151H61V149H59ZM63 151V150H62ZM70 151V150H69ZM80 151V154L79 155H81V152ZM138 151H137V153H138ZM146 152H145V154L147 153V151H148V149L146 148V150H145ZM154 151V150H153ZM150 152H151V150H150ZM149 152V153H150ZM59 153V152H58ZM62 153V152H61ZM68 153H71V152H66L65 153V157H67L66 155H68ZM96 153H97V151H96ZM95 153V154H96ZM148 153V154H149ZM151 153H153V152H151ZM53 154V156H54V153H52ZM78 154V153H77ZM132 154V153H131ZM134 154V153H133ZM148 154H146V155H148ZM55 155H56V153H55ZM64 155V154H63ZM72 155V154H71ZM71 155H69V158L70 157H72ZM90 155V154H89ZM136 155V154H135ZM144 154H142V156H143ZM157 155V154H156ZM174 155V154H173ZM184 155V156H183ZM78 156V155H77ZM82 156V155H81ZM88 156V155H87ZM145 156V155H144ZM168 156V155H167ZM117 157V158H118ZM148 157L146 158V159H148ZM68 158V157H67ZM67 159V160H71V159ZM80 157H78V159H79ZM86 159H88V157H85ZM163 158H165V157H163ZM52 159V158H51ZM65 159V158H64ZM81 160H80V162L82 161V159L83 158H80ZM85 159V162H87L88 161V163H90L89 162V159L88 160H86ZM104 159H106V156H105V158ZM122 159V160H121ZM61 160V159H60ZM73 161L75 160V159H72ZM71 160V161H72ZM132 160H134L135 161V164L134 165H132V166H134V167H132L129 163L132 161ZM140 160V161H139ZM163 160V159H162ZM55 161V160H54ZM71 161H68V162H64V163H61V164H66V168H67V171H70L71 172V175L67 172V173H65L66 175H64V176H66L65 177V179H63V180H61L60 182H62V183H64V185H65V187H70L71 185H70V183H71V181L73 180V173H74V170H72V169H75V168H72L73 167V164H72V162ZM79 161V160H78ZM161 161V160H160ZM62 162H63V160H62ZM102 162V161H101ZM104 163L106 162L105 160L103 161ZM116 162H117V160H116ZM115 162V163H116ZM119 162V163H120ZM146 162V163H145ZM224 162V161H223ZM222 162V163H223ZM229 162V161H228ZM48 163H49V161H48ZM74 163V162H73ZM76 163V162H75ZM74 163V164H75ZM88 163H85V166H86V164L88 165ZM122 163H120V165L122 164ZM144 163V164H143ZM158 163V164H157ZM226 162H224V164H225ZM235 163V162H234ZM249 163V162H248ZM46 164H47V160H46ZM52 164V163H51ZM98 164H100V163H98ZM97 164V165H98ZM235 164H237V162L235 163ZM241 164V163H240ZM240 164H239V166H240ZM31 165V163H29V166ZM47 165H49V164H47ZM233 165V164H232ZM2 166H4V165H2ZM235 166V165H234ZM237 166V165H236ZM247 166V165H246ZM61 167V166H60ZM60 167H59V169H60ZM63 167V166H62ZM93 167V165H91V167H86V168H88V169H93L92 168ZM98 167H100V165H98ZM131 167H132V169H131ZM232 167V166H231ZM3 168V167H2ZM5 168V167H4ZM21 168V167H20ZM31 167H29V169H30ZM81 168V167H80ZM120 168V167H119ZM238 169L240 168L241 169V166L240 167H237ZM236 168V169H237ZM64 169V168H63ZM100 169H101V167L99 168V170H98V173H101L102 172V170H101V172H99L100 171ZM113 168H112V170H114ZM136 169V170H135ZM3 170V169H2ZM2 170H0V171H2ZM232 170H234V168L232 169ZM232 170H230V172L232 171ZM30 171H32L31 169H30ZM40 171V170H39ZM42 171H44V168H43V170ZM59 171V170H58ZM91 171V170H90ZM235 171V170H234ZM191 172V173H193V172H195V174H196V176H194V178L193 179H190L189 177H187V176H189V175H187V174H189V173ZM2 173V172H1ZM51 173H54L53 171L51 172ZM57 173V172H56ZM55 173V174H56ZM227 173V172H226ZM241 173V170H240V172H239V174ZM40 174H41V172H40ZM39 174V175H40ZM64 174V173H63ZM62 174V175H63ZM233 174V173H232ZM234 174H235V172H234ZM237 174V173H236ZM245 174V173H244ZM21 175V174H20ZM38 175V173L36 174V177H39V176H37ZM53 175V174H52ZM61 175V174H60ZM96 175H100V174H96ZM53 176H55V175H53ZM53 176H52V178H53ZM235 176H237V175H235ZM242 176V175H241ZM249 176H251V175H249ZM56 178L58 177V175L57 176H55ZM61 177V176H60ZM224 177H225V179L227 180L226 182H225V180H224ZM56 178H54V179H56ZM182 178H184L183 180H182ZM246 178V177H245ZM244 178V175H243V180L245 179ZM38 179H40V178H38ZM45 179V178H44ZM50 179H51V177H50ZM209 179H210V182H209ZM232 179H233V177H232ZM237 179H238V177H237ZM236 179V180H237ZM30 180H31V178H30ZM35 180H37L36 178H35ZM64 180H66V181H64ZM216 180V181H215ZM239 180V179H238ZM247 180H249V179H247ZM32 181H33V179H32ZM38 181V180H37ZM53 181V180H52ZM64 181V182H63ZM217 181H220V182H217ZM242 180L240 179V182H241ZM54 182H55V180H54ZM242 182H244V181H242ZM247 182H249V181H247ZM31 183H33V182H31ZM38 183H39V181H38ZM216 183L218 184V185H216ZM219 183L221 184V187L219 188ZM229 183V182H228ZM227 183V184H228ZM236 184H238V186L240 185L239 184V182H235ZM263 183V182H262ZM16 184V183H15ZM78 184V182L75 184V183H72V185H77ZM236 184H235V186H236ZM245 183H243V185H244ZM261 184V183H260ZM64 185H62V187L64 188ZM80 185H81V183H80ZM16 186V185H15ZM25 186V185H24ZM45 186V185H44ZM56 186H59V184L57 185L56 184ZM61 186V185H60ZM79 186V185H78ZM218 186V187H217ZM226 186H228V185H226ZM231 186V185H230ZM233 186V185H232ZM248 186V185H247ZM259 186V185H258ZM53 187V186H52ZM51 187V188H52ZM229 187V186H228ZM228 187H227V192L225 191V193H228V191L230 190V187H229V190H228ZM260 187V186H259ZM56 188H58V187H56ZM61 188V187H60ZM75 188V187H74ZM78 188V187H77ZM79 188H81V187H79ZM224 188V189H223ZM234 189V191H235V188L236 187H231V189ZM253 188V187H252ZM256 188V187H255ZM258 188V187H257ZM256 188V189H257ZM69 189V188H68ZM71 189V188H70ZM237 189H239L238 187H237ZM245 189V188H244ZM254 189V188H253ZM259 189V188H258ZM53 190H55V189H53ZM56 190H58V189H56ZM55 190V191H56ZM60 190V189H59ZM76 190V189H75ZM226 190V189H225ZM247 190V189H246ZM252 190V189H251ZM261 190H262V188H261ZM261 190H257V191H261ZM231 191V190H230ZM242 191H244V190H242ZM248 191V190H247ZM253 191V190H252ZM256 191V192H257ZM245 192V191H244ZM263 192V191H262ZM261 192V193H262ZM53 193V192H52ZM56 193V192H55ZM55 193H53V194H55ZM72 193V192H71ZM57 194H59V192L57 193ZM250 195H252L253 193H249ZM258 194V193H257ZM28 195H29V193H28ZM254 195V194H253ZM261 195V194H260ZM55 196V195H54ZM245 196H246V194H245ZM15 197V196H14ZM38 197V196H37ZM55 197H57V196H55ZM82 197V196H81ZM192 197V196H191ZM213 197H214V195H213ZM251 197V196H250ZM254 197V196H253ZM253 197H252V199H253ZM256 197V196H255ZM54 198V197H53ZM217 198V197H216ZM215 198V199H216ZM221 198V199H222ZM245 198V197H244ZM29 198L27 197V200H28ZM61 199V198H60ZM60 199H59V201H60ZM192 199V198H191ZM210 199V200H211ZM214 199V201L216 202V201H218V200H215ZM221 199H220V201H221ZM247 199H249L248 197H247ZM246 199V200H247ZM9 200V199H8ZM33 200H34V198H33ZM63 200V199H62ZM61 200V201H62ZM224 200V199H223ZM253 200H255V198L253 199ZM264 200V199H263ZM21 201V200H20ZM249 201V200H248ZM262 201V200H261ZM10 202H11V200H10ZM46 202H48V201H46ZM57 202V201H56ZM222 202V201H221ZM256 202V201H255ZM263 202V201H262ZM43 203V202H42ZM45 203V202H44ZM189 203V204H188ZM207 203V202H206ZM258 203H260L259 201H258ZM12 204V203H11ZM10 204V205H11ZM19 204V203H18ZM21 204V203H20ZM31 204V203H30ZM200 204V203H199ZM242 204V203H241ZM244 204V203H243ZM242 204V205H243ZM54 205V204H53ZM52 205V206H53ZM145 205V206H144ZM208 205V204H207ZM211 205V204H210ZM226 205H228V204H226ZM40 206V205H39ZM51 206V205H50ZM49 206V207H50ZM143 206L146 208V206H149V208H151V209H153V212L150 210V209H147V210H145V208H143ZM214 206H216V204L214 205ZM218 206H219V204H218ZM220 206H221V204H220ZM219 206V207H220ZM262 206V205H261ZM11 207V206H10ZM28 207V206H27ZM30 207V206H29ZM211 207V206H210ZM7 208V207H6ZM32 208V207H31ZM47 208V207H46ZM81 208H80V210H81ZM205 208V207H204ZM221 208V207H220ZM18 209H20V206H18ZM24 209V208H23ZM52 209V208H51ZM69 209H74V213H76V216H72V214L70 215V214H68L67 212L69 211ZM143 209L145 210L144 212L146 213V215H145V213L143 212ZM203 210V212H202V216L203 217H201V218H199V216H197V212L198 211H200V210ZM238 209V208H237ZM8 210V209H7ZM30 210H32V209H30ZM38 210V209H37ZM43 210V209H42ZM149 210V211H148ZM208 210H209V208H208ZM218 210V208L216 209V211ZM20 211H21V209H20ZM25 211V210H24ZM46 211H47V209H46ZM49 211V210H48ZM140 211V212H139ZM220 211V210H219ZM219 211H217V213L219 212ZM39 212V211H38ZM40 212H41V208H40ZM136 212H139V214L138 213H136ZM212 212H214V211H212ZM226 212V211H225ZM228 212V211H227ZM227 212H226V216H227ZM42 213V212H41ZM144 213V214H143ZM154 213V216L152 215ZM200 213V212H199ZM221 213V212H220ZM220 213H218V214H220ZM6 214H7V212H6ZM6 214H4L5 216H6ZM10 214V213H9ZM31 214V213H30ZM218 214H217V216H218ZM224 212H222V214L221 215H223V217L222 218H219V220L220 219H223L224 221H226V217L224 218ZM230 214V213H229ZM233 214V216H235L234 214H236L235 212L234 213H232ZM32 215V214H31ZM39 215V214H38ZM140 215V216H139ZM220 215V216H221ZM237 215V214H236ZM4 216V217H5ZM45 216V215H44ZM45 216V217H46ZM232 216V215H231ZM238 216V215H237ZM40 217H41V215H40ZM22 218V217H21ZM233 218V217H232ZM48 219H47V221H48ZM227 219H228V217H227ZM234 219V218H233ZM237 219H238V217H237ZM236 219V216H235V220H237ZM7 220V219H6ZM31 220H32V218H31ZM45 220H46V218H45ZM68 220H75L76 221V223H78V225L79 224H81V223H83V229L85 230V232L88 234V238H86V237H84V236H82V235H79V230H77V228L74 226V228H73V226H72V228H67V225H65L64 223H67V221ZM229 220V219H228ZM140 222H142V225L140 224ZM23 223L24 224H26V222H25V220L23 219ZM49 223V222H48ZM227 223H228V221H227ZM237 223H239V221H234V220H232L231 222H229L228 223V225H229V231H228V233L226 234V237H225V239H227V237H229L228 235L230 234H232L231 232H233V229L235 228L236 229V231H238V228H239V225H240V223L239 224H237ZM17 224V223H16ZM24 224H22V225H24ZM47 224V223H46ZM46 224H44V226L46 225ZM68 224V223H67ZM18 225V224H17ZM16 225V226H17ZM29 225V224H28ZM38 225V224H37ZM48 225V224H47ZM46 225V226H47ZM7 226V225H6ZM35 226H36V224H35ZM231 226H234V228H232ZM38 227V226H37ZM42 227H43V224H42ZM42 227L40 228L41 230H43L42 229ZM71 227V226H70ZM19 228H21V227H19ZM34 228H36V227H34ZM44 228V227H43ZM47 228H49L48 226H47ZM245 229H246V231H247V228L246 227H244ZM13 229V228H12ZM22 229V228H21ZM35 230H37V229H35ZM44 230H46V228H44ZM6 231V230H5ZM26 231V230H25ZM33 231H34V229H33ZM235 231V230H234ZM241 231H242V229H241ZM240 231V232H241ZM245 231V232H246ZM3 232H4V230H3ZM7 232V231H6ZM12 232V231H11ZM177 232H179V233H177ZM239 232V231H238ZM248 232H250V231H248ZM15 233V232H14ZM235 233V232H234ZM247 233V232H246ZM4 234H7V233H4ZM13 234V233H12ZM16 234H17V231H16ZM20 234V233H19ZM33 234V233H32ZM81 234V233H80ZM177 234V238H178V242H175V240H174V238H173V236L174 235H176ZM236 234V233H235ZM239 234V233H238ZM241 234V233H240ZM1 235V234H0ZM7 235H9V234H7ZM15 235V234H14ZM13 235V236H14ZM25 235V234H24ZM35 235H36V232H35V234H34V237H35ZM234 235V234H233ZM246 235V234H245ZM249 235V234H248ZM234 236H236V235H234ZM240 236V235H239ZM20 237V236H19ZM241 237V236H240ZM2 238H4V237H2ZM6 238V237H5ZM9 238H11V237H9ZM8 238V239H9ZM14 238H15V236H14ZM22 238H24V240H26L25 238L26 237H22ZM22 238L21 239H19L18 238V240H22ZM230 238V237H229ZM244 239V237L242 236L241 237V240H243ZM7 239V238H6ZM6 239H4V240H6ZM7 239V240H8ZM16 239V238H15ZM231 240L233 239V237L232 238H230ZM6 240V241H7ZM17 240V239H16ZM24 240H23V242H24ZM229 240V239H228ZM227 240V242L225 243V245L226 244H228L229 246H227V248L229 249H231V247H230V245H231V243H232V241L230 242V241H228ZM9 241V240H8ZM8 241H7V243H8ZM233 241H235V239H233ZM2 242H4V241H2ZM12 242H13V239H12ZM19 243H17V241H16V243H14L15 244V248L17 249V246H16V244H18V246H19V244H20V242H22V241H18ZM28 242V240L26 241V243ZM1 243V242H0ZM9 243H10V241H9ZM25 243V244H26ZM234 243V242H233ZM232 243V244H233ZM13 244V243H12ZM28 244V243H27ZM233 245H236V244H233ZM20 246H23V244L22 245H20ZM19 246V248L20 249H18V251H17V253H14V258H15V255H17L16 257H18V259L17 258H15V259H13L11 262H5V261H7V260H5L3 257L2 258H0V259H2V261H0V264L2 263V264H35L34 263V257H33V254L32 253H28V250L30 249V247L28 248V247H26V246H23V248L22 247H20ZM30 246V245H29ZM39 246H41V245H39ZM261 246V245H260ZM12 247V246H11ZM13 247V248H14ZM257 247V246H256ZM256 247L255 248H253V246H252V248L250 247V246H248L246 249L247 250H245V252L243 251L242 252V254L244 253V254H246V257H245V259H246V262H245V264L247 263V264H251V262H253L254 261V258L253 257H255L256 255H258L257 253H256V251H260V250H257L256 249ZM263 247H264V245H263ZM12 248V249H13ZM233 248V247H232ZM237 248V247H236ZM258 248V247H257ZM8 249H9V245H8ZM16 249H14V250H16ZM235 249V248H234ZM243 249H245V248H243ZM11 250V249H10ZM32 249H30V252H32L31 251ZM38 250H39V248H38ZM37 250V251H38ZM13 251V250H12ZM12 251H9V252H12ZM262 251V250H261ZM264 251V250H263ZM15 252V251H14ZM204 253V251H201V253ZM37 253V252H36ZM256 253V254H255ZM262 253H264V252H262ZM261 252H260V255L261 256H263L264 257V254H262ZM11 254H13V253H11ZM77 255L78 256V254H80L79 255V257H74V259H71V258H69L68 256L69 255ZM202 255V254H201ZM204 255V254H203ZM199 256V255H198ZM241 256H243V255H241ZM39 257V256H38ZM257 257H259V256H257ZM262 257V258H263ZM111 258H114V259H117V261L118 262H113L112 260L113 259H111ZM256 258V257H255ZM260 258V257H259ZM258 258V259H259ZM9 259V258H8ZM17 259V260H16ZM233 259V258H232ZM241 259V258H240ZM244 259V260H245ZM257 259V258H256ZM258 259H257V262H256V264H260V260L258 261ZM45 260V261H44ZM237 260V259H236ZM247 260H249L248 262H247ZM9 261V260H8ZM238 261H239V263H240V260L238 259ZM237 261V262H238ZM264 260H262L261 261V264H264V262H263ZM234 262H235V258H234ZM233 262V263H234ZM243 261H241V263H242ZM209 264H211V263H209ZM235 264H236V262H235Z\"/></svg>", "mask_w": 264, "mask_h": 264}, {"label": "clouds", "instance_id": "clouds-1", "mask_svg": "<svg viewBox=\"0 0 264 264\" xmlns=\"http://www.w3.org/2000/svg\"><path fill=\"white\" fill-rule=\"evenodd\" d=\"M142 0H127V6L135 8ZM154 13L163 17L165 28L156 27L151 34L143 33L137 40L139 54L145 61L156 66L153 74L162 81L196 82L201 77V65L206 62H218L225 55L228 47L227 34L213 23L205 19L201 11L194 7L192 0H143ZM91 10L97 16L110 21L127 17L125 6H117L114 0H88ZM219 18H217L218 20ZM76 26V25H74ZM169 29L187 37V42H173L174 37ZM60 61L73 63L77 52L72 47H65L58 53ZM187 240V248L199 255L204 251L211 264H233L228 250L222 254L219 246L223 244L229 225L223 219L210 220L205 227L195 230Z\"/></svg>", "mask_w": 264, "mask_h": 264}, {"label": "crops", "instance_id": "crops-1", "mask_svg": "<svg viewBox=\"0 0 264 264\" xmlns=\"http://www.w3.org/2000/svg\"><path fill=\"white\" fill-rule=\"evenodd\" d=\"M259 61H260V59H259ZM262 63L264 66V62H262ZM247 119H248L247 116H244L243 121H246V122H245V125L243 127V133H242L240 139H238V141H236L235 158L233 159V152L231 150H229V144H231V138L229 136H227L226 160L224 161L226 163L224 164V162L221 161V162H223L222 163L223 168L225 166V169H227L226 167H228V164H229V168H231L229 170H225V175L228 174L225 177H228V179H229V181H228L229 183L228 182L225 183V189L226 190L223 188L224 189L223 190L224 196L226 199V204H228L227 206H229V207L233 206V208H235V210L237 211V215H238L237 216L236 214H234L236 216V219L238 217V219L235 220V216H233V214H231V213L230 214L228 213L225 219H226V222L228 221V223L231 222L232 220L239 221V223H240L239 227H242V232L246 231V229L244 227L247 228L246 232H247V235L248 234L249 235L247 237L244 236L247 245L253 246L255 244H258V246L261 245V247L264 248L263 247V245H264V200H263L264 199V136H263V138H261V143L258 146V150H254V148L250 149L248 141H247V139H245V132H246L245 126H246L247 121H248ZM259 121L262 124L264 123V113L260 115ZM237 127L239 128L240 125L237 124ZM228 134L229 133H227V135ZM238 135L239 134H237V136ZM237 138H239V137H237ZM234 162L235 163L237 162V164H235ZM239 164L241 166V169L237 168V167H240ZM233 168L235 171L232 170ZM230 170H232V171L230 172ZM240 170H241V173L239 174ZM234 172H235V174H234ZM235 175H237V176H235ZM243 175H244V178L246 177L244 180H243ZM249 175H251V176H249ZM232 177H233V179H232ZM237 177L239 180L237 179ZM226 179H225V181H227ZM240 179L244 182H242V181L240 182ZM247 179H249V180H247ZM233 180L235 182H239L240 185L238 186V184H236ZM247 181H249V182H247ZM243 183H245V184L243 185ZM235 184H236V186H235ZM226 185H228L230 187L231 191L229 190V187ZM227 187H228L229 191H228V193H225V191L227 192ZM231 187H236L235 191L233 188L231 189ZM237 187L239 189H237ZM255 187L256 188L258 187L259 189L258 188L256 189ZM261 188H262V190H261ZM242 190H244L245 192ZM257 190H261V191H257ZM249 193H253L254 195L253 194L250 195ZM245 194H246V196H245ZM247 197L249 199H247ZM252 197H253V199L255 198V200H253ZM258 201L260 203H258ZM241 203L242 204L244 203V204L242 205ZM227 217L229 220L227 219ZM239 223H237V224H239ZM248 231H250V232H248Z\"/></svg>", "mask_w": 264, "mask_h": 264}]
</instances>
